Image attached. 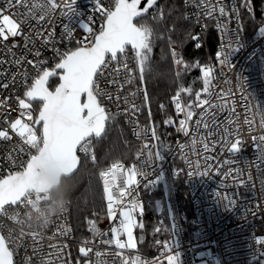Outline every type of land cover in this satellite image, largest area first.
Instances as JSON below:
<instances>
[{
  "label": "snow or ice",
  "instance_id": "snow-or-ice-1",
  "mask_svg": "<svg viewBox=\"0 0 264 264\" xmlns=\"http://www.w3.org/2000/svg\"><path fill=\"white\" fill-rule=\"evenodd\" d=\"M188 2L185 0L186 5ZM192 2L197 9L198 24L201 19L216 21L220 44L215 61L220 66L219 74L223 76V69L231 68L229 52L243 30L241 9L246 10L247 14L253 13V0H242L239 5L236 0H232L230 10L224 0ZM88 4L91 5L90 14L85 18L80 0H0V50L5 54L4 58H0V67L7 64L16 69L11 73L7 69L0 71V90L8 93L0 96V115L3 116L4 125L0 126V140L10 141L11 132L33 150L28 159L21 162L19 170L0 176V214L8 216L20 226L18 231L8 228L7 234L0 232V264H17V249L24 246L27 240L32 242L35 259L26 256L22 264H73L70 253L65 254L68 244L51 242L66 237L70 229L58 228L48 237L49 251L45 252L43 229L25 227L21 212L9 214L8 207H26L38 154L58 158L67 176L82 166L79 153L85 154V162L90 156L92 163H96V156L91 151L93 142L106 135L109 124L119 115V112L112 113L105 106V100L114 101L119 108V88L123 87V83L117 77L121 75V68L127 74L126 83H132L134 79L133 68L129 66V52L126 50L130 48L131 59L140 73L139 81L144 84L145 72L152 71L150 62L154 44L157 39H164L163 31L168 33L166 42L171 50L172 61L178 67L175 73L177 81L183 72L197 67L203 86L194 91L191 86L178 84L170 96L175 118L167 116L162 121L164 126L175 127L178 133L188 137L186 142L176 141L174 149L166 139L162 140L158 126L152 122L149 108V124L135 132L137 139L144 141L136 151L139 164L126 168L115 161L99 172L107 218L112 221L110 238L105 240V246H114L118 250L137 247L133 230L143 228V224L137 221L136 214L142 216L144 212L139 186L142 181L145 187L153 182L152 172L148 169L162 159L161 149L171 152L178 150L180 159L189 169V176L221 177L219 189L223 191H217L215 195L229 209L237 207L238 199L244 192L255 193V198L247 206L243 205L244 213L259 215L264 220V113L260 112L257 105V113L261 116L258 125L261 134L245 136V131L254 133L257 125L253 122L255 114L248 98L240 88V77H236V91L240 92L239 100L244 109L243 122L241 113L237 111L233 89L229 87L215 91L214 65L201 64L199 61L188 63L179 55L177 48L184 47L189 40L199 49L201 37L185 29L182 36L173 39V34L179 29L175 21L172 27H167L166 4L160 6L158 0H110L107 4L104 0H88ZM97 15L102 21L99 27H95ZM184 19L190 18L184 16ZM57 21L62 23L59 39L56 36ZM233 21L237 25L235 29L230 27ZM158 24L165 25L160 35ZM77 28L85 34L80 39L74 37ZM206 28L205 23L202 31ZM65 42L70 46L61 50L57 45ZM49 48L53 56L42 58V49ZM17 49L21 55L16 54ZM8 56L12 59H7ZM29 66L34 72L31 77ZM108 75L113 78L108 79ZM101 79L108 84L119 85L115 98L99 86ZM20 80L23 81L22 95L9 91L10 88L15 89ZM225 83L231 82L226 80ZM182 96H187V101ZM143 101L147 107L149 97L146 89ZM124 103L129 104L127 97ZM165 107L163 103L160 104L161 110ZM129 111L135 114L139 108L133 103L130 109L125 108V115ZM12 112L18 115L12 118ZM225 112L227 116L220 120L217 114ZM193 120L194 123H191ZM249 141L256 153L251 166L256 169L259 189L249 170V162L245 160L244 167H240V160L237 159ZM20 150L23 151V148ZM189 155L196 156V160L188 159ZM8 159L11 160V156ZM174 171L180 174L179 169L175 168ZM117 176L124 177V186L114 191ZM89 225L93 237L109 235L100 233L93 221H89ZM122 237H126V240ZM254 239L259 248L264 249V233L255 234ZM95 246L92 240L81 241L78 248L80 259L75 264H90V253ZM163 247L171 252L167 241ZM95 255L100 257L101 253L97 251ZM116 255L120 257L121 264H141L138 256L129 259L120 252ZM166 262L178 264V254H167ZM92 264H100V261H93ZM151 264H157L156 260Z\"/></svg>",
  "mask_w": 264,
  "mask_h": 264
},
{
  "label": "built area",
  "instance_id": "built-area-1",
  "mask_svg": "<svg viewBox=\"0 0 264 264\" xmlns=\"http://www.w3.org/2000/svg\"><path fill=\"white\" fill-rule=\"evenodd\" d=\"M110 0H104V3H109ZM199 0H196L198 3ZM226 4L229 5V10L231 8L232 0H224ZM82 5V11L85 12V18L90 14L91 5L88 4V0H80ZM184 14L188 16L191 23L195 25L197 34L203 37L206 29L202 31L204 24L211 26L215 32L216 36V46L214 55L205 64L214 65L216 78L213 81L215 84V91L219 92L221 89H227L231 87L234 91L235 98L237 100V111L241 113V122H243L244 109L241 107L239 96L240 92L236 91L237 85V75L240 77V88L244 95L248 98V103L252 108V112L255 114L252 119L255 125H257V130L254 133L244 132L245 136L260 135L261 132L258 128L261 116L257 113V105L260 108V112L264 113V30L261 25L257 28L253 37L246 38L244 36L243 30L239 33L237 41L233 48L229 52V63L231 68H224L223 71L225 75L221 76L220 66L215 61V53L218 51L220 44V32L216 29V21H207L201 19L200 23L196 22L197 9L194 7L192 0H189L188 4H185V0H181ZM237 5H239L236 0ZM58 15V14H57ZM264 21V20H263ZM56 36L57 39L60 37V28L62 26L61 21H57ZM102 23L99 16H96L95 27H99ZM236 22L230 25L231 28H236ZM75 27V24H74ZM85 34L77 28L74 32V37L80 39ZM204 41V37L200 38L198 41L201 46ZM39 45V41H37ZM58 47L63 50L70 45L67 42L58 44ZM17 55H21L19 49L15 50ZM126 51L129 52V66L133 68L132 83H126L128 77L124 70L121 68V75L117 79L123 83V87L119 88V85L108 84L106 80L101 79L99 86L106 91L110 92L115 98L119 88V95L121 97L119 102V108L114 101L105 100V106L108 107L112 113L119 112L116 115L121 118L124 126L128 129L131 138L136 142L138 149L144 142L142 139H137L135 132L140 131L145 127L142 121L139 119L137 113L133 114L131 111L125 115V108H129L131 104L139 106L140 101L143 98V89L139 84L135 72V62L131 59L130 48ZM5 54L0 50V58H4ZM53 56V52L49 49H42V58H50ZM29 58H32L29 56ZM7 59L11 60L12 57L8 56ZM51 63V60L49 61ZM7 69L9 73L15 71L14 66H9L7 64L0 67V71ZM23 69H21L22 71ZM34 72L29 66V77L33 75ZM107 75V74H106ZM111 75H108V79H112ZM230 81L231 83H225V81ZM9 91H15L17 94L23 92V81L20 80L15 89H9ZM133 93L135 95L133 96ZM7 92L0 90V96L7 95ZM127 97L129 104L125 105L124 98ZM183 99V97H182ZM215 102V100L213 101ZM170 108L172 111V116L175 118V110L170 102ZM18 115L17 112H12L11 117L15 118ZM218 118L223 120L227 113H218ZM194 123V120L193 122ZM0 126L3 125V116L0 115ZM12 139L10 141L0 140V176L6 175L10 171L19 170V166L22 161H26L29 154L33 152L27 145L17 137L14 133L10 132ZM141 135L142 132H141ZM161 139L167 140L168 143L172 144L175 149L176 141L186 142L188 137H185L182 133L176 132V136H173L167 128L161 130ZM23 148V151L20 149ZM162 159L157 161L151 169L152 172V183L148 186H143V181L139 186V196L140 203L145 204L144 197L152 195L159 187L163 189L166 207L168 211L169 221L171 225V230L173 234V241L170 245L171 252L167 249L158 250L152 255H142L137 252H130L128 258L138 256L140 258L141 264H151L153 260H156L157 264H167L166 255L178 254V264H264V249L259 248L255 243V234L264 233V220H261L259 215H245L243 205L247 206L255 198V193L244 192L240 199H238L237 207L229 209L224 205L223 202L219 201L215 195L217 191H223L219 189V181L221 177L219 176H198L187 174L189 170L187 166L183 164L180 159L178 150L169 151L168 149H161ZM80 156L84 157V153H79ZM256 155L254 148L251 146L249 141L248 144L244 146V151L241 153L240 157V167H244L245 160L249 162V170L253 174L254 183L256 188L259 189V180L256 178L257 173L254 166H251L252 158ZM11 156V160L8 157ZM196 156L189 155L188 159L195 161ZM180 162L181 171L183 173V188L187 193L188 202L190 206V211L192 214V232H189L184 225V214L180 212L177 201L175 199V194L172 186V177L177 174L175 169V162ZM121 163V162H120ZM112 164V163H111ZM109 164L103 169L110 167ZM124 165L123 163H121ZM139 161L137 157L134 158L130 166H125L126 168L132 167L133 165H138ZM122 171V169H121ZM124 186V177L117 176L115 181V189ZM103 193V189H102ZM258 196V192L256 194ZM49 192H30L29 197L26 201V207L23 209L16 208L15 206L8 207V212L11 214L14 211H20L21 213L36 202V208L33 211L39 212L46 204L50 201L55 200ZM103 208L106 215V221L102 228L99 230L100 233H109L108 236L97 235L91 240L93 244L92 253H90V264L93 261H100V264H121L120 257L116 253L120 252L123 255L122 250L116 249L114 246L106 247L105 240L110 238V227L112 226V221L107 218V208L106 201L103 197ZM241 205V206H240ZM141 217L139 213L136 214V218ZM0 232L7 234L8 228H13L16 231L19 230V225L15 224L8 216L0 214ZM70 229L66 237H59L58 239H53L52 243H66L68 248L65 249V254L70 253L71 260L73 261V251H72V229L69 222L68 209L67 211L56 218L53 222L48 225L47 228L43 229L44 240L42 241L44 251H49L48 237L52 236L54 232H57L58 228ZM99 251L101 253L100 257H97L95 253ZM26 256H33L32 252V242L27 240L24 246L17 249V255L15 260L17 264H22L23 259ZM124 256V255H123ZM33 259L35 257L33 256ZM74 264V262H73Z\"/></svg>",
  "mask_w": 264,
  "mask_h": 264
},
{
  "label": "trees",
  "instance_id": "trees-1",
  "mask_svg": "<svg viewBox=\"0 0 264 264\" xmlns=\"http://www.w3.org/2000/svg\"><path fill=\"white\" fill-rule=\"evenodd\" d=\"M237 1L239 4L242 2V0ZM158 3L160 6L167 5L165 8V14L168 17L167 27H172L174 21L178 25L179 30L173 34V39L182 36L185 29L192 32L193 35H197L195 25L184 19L185 14L181 0H159ZM241 16L244 36L246 38L253 37L257 28L262 25V21L264 20V0H253V13L247 14L246 10L241 9ZM164 27V24L157 25L158 35L161 34V30ZM162 34L164 39H157L154 44L150 62L152 71L150 73L145 72L144 84L140 83V73L135 67L137 80L143 89V95L146 89L149 97L147 107L142 98L137 114L146 126L149 124L148 110L150 108L152 122L158 126L160 136L163 128H167L173 136H176L177 131L175 127H166L162 123L167 116H172L170 96L174 94L178 84H182L185 87L191 86L194 91L201 89L203 85L201 73L197 67L183 72L181 78L177 81L175 73L178 67L172 61L171 50L166 42L168 33L167 31H163ZM203 37L204 41L199 49H196L190 40L185 43L184 47L177 48L179 55L188 63L199 61L201 64H205L214 55L216 36L211 26L207 27ZM203 37L201 36V38ZM182 97L187 101V96ZM161 103L166 106L164 110L160 109ZM137 150V144L131 138L128 129L124 126L121 118L116 116L109 124L106 135L102 139L93 142L91 151L96 156V163H92L90 156L86 162L84 161V157L81 156L82 166L71 177L62 179L59 188L51 192V196L56 198L63 187L70 186L72 189L68 214L72 229L74 264L77 259H80L78 253L80 242L93 238L89 221H93L98 230L102 228L97 223L99 218H104L103 185L99 172L115 161H119L125 166H130L136 157ZM174 167L180 170V174H175L172 177L175 199L180 212L184 214L185 227L189 232H192L191 211L187 193L183 188V173L178 160L175 162ZM144 200L143 215L137 219L138 222H142L143 228L137 227L133 230L137 247L130 249L128 253L137 252L142 255H152L158 250L165 249L163 247L165 241L170 246L173 241V234L170 221H168L169 216L163 189L159 187L152 195L145 196ZM156 203H159L163 207L162 213L156 212ZM156 229H160V231L157 232Z\"/></svg>",
  "mask_w": 264,
  "mask_h": 264
},
{
  "label": "water",
  "instance_id": "water-1",
  "mask_svg": "<svg viewBox=\"0 0 264 264\" xmlns=\"http://www.w3.org/2000/svg\"><path fill=\"white\" fill-rule=\"evenodd\" d=\"M71 176L65 174L58 158L48 154H38V159L33 168L30 192H54L59 188L62 179Z\"/></svg>",
  "mask_w": 264,
  "mask_h": 264
},
{
  "label": "clouds",
  "instance_id": "clouds-1",
  "mask_svg": "<svg viewBox=\"0 0 264 264\" xmlns=\"http://www.w3.org/2000/svg\"><path fill=\"white\" fill-rule=\"evenodd\" d=\"M71 195V187H63L56 199L46 204L39 212L33 211L36 208V202L33 201V204L21 213L25 227L37 230L47 228L54 218L63 215L68 209L71 203Z\"/></svg>",
  "mask_w": 264,
  "mask_h": 264
},
{
  "label": "rangeland",
  "instance_id": "rangeland-1",
  "mask_svg": "<svg viewBox=\"0 0 264 264\" xmlns=\"http://www.w3.org/2000/svg\"><path fill=\"white\" fill-rule=\"evenodd\" d=\"M102 182V181H101ZM103 185V184H102ZM102 189H103V186H102ZM156 212L157 213H162V210H163V207L159 204V203H156ZM168 218V217H167ZM190 218L192 219V214H191V216H190ZM136 219H138V218H136ZM105 221H106V215H105V212H104V218H99L98 219V221H97V223L99 224V225H101V226H103L104 225V223H105ZM168 221H169V218H168ZM170 223V222H169ZM171 226V225H170ZM100 229V228H99ZM123 239H125L126 240V237H122ZM170 242H171V240H170ZM172 244V243H171ZM129 250L130 249H125V250H122V253H123V255L125 256V257H127L128 258V255H129ZM133 251V250H132Z\"/></svg>",
  "mask_w": 264,
  "mask_h": 264
},
{
  "label": "bare ground",
  "instance_id": "bare-ground-1",
  "mask_svg": "<svg viewBox=\"0 0 264 264\" xmlns=\"http://www.w3.org/2000/svg\"><path fill=\"white\" fill-rule=\"evenodd\" d=\"M69 215V214H68Z\"/></svg>",
  "mask_w": 264,
  "mask_h": 264
}]
</instances>
